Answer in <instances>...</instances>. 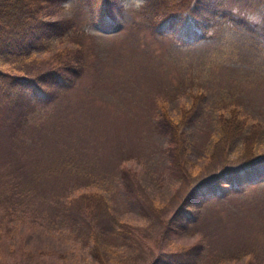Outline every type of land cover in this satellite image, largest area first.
Returning a JSON list of instances; mask_svg holds the SVG:
<instances>
[{"label": "rangeland", "instance_id": "1", "mask_svg": "<svg viewBox=\"0 0 264 264\" xmlns=\"http://www.w3.org/2000/svg\"><path fill=\"white\" fill-rule=\"evenodd\" d=\"M148 1L117 0L118 27L107 31L86 0L53 3L45 19H69L70 31L27 61L0 59L29 78L67 57L85 71L46 105L20 101L23 116L0 97V264H264V179L200 201L187 227L167 229L192 185L241 161L242 137L217 145L222 125L253 129L264 155L262 0L204 2L191 41L155 31ZM171 1L179 12L192 3ZM164 113L173 121L160 132ZM71 155L80 167L69 173L40 164Z\"/></svg>", "mask_w": 264, "mask_h": 264}, {"label": "trees", "instance_id": "2", "mask_svg": "<svg viewBox=\"0 0 264 264\" xmlns=\"http://www.w3.org/2000/svg\"><path fill=\"white\" fill-rule=\"evenodd\" d=\"M64 1L0 0V59L4 56L11 60L27 61L33 55L35 49L43 47L55 35H62L68 30L70 31L69 19L50 22L45 19L42 13L45 8L53 5V3ZM191 1L192 3L187 11L179 12L171 0H162L160 3L159 0H149L147 2L149 6L156 5L154 7L155 12L151 13L152 19L150 22L153 24V29L158 33L171 29H182L186 34V40L200 39L202 25H204L202 20L206 19L202 17L199 8L201 4L208 2V0ZM86 2L87 7H89L90 21L93 24L98 25L105 31L114 30L118 27L121 6L117 3V0H86ZM261 2L260 5L264 6V0ZM187 12L188 14L185 15L184 13ZM154 17L156 18L154 19ZM67 59L69 60L67 63L51 66L46 71L31 78L29 76L24 77L22 74H10L0 70V97L3 101L17 102L21 106H24L22 104H24L26 98L27 101L40 102V104L45 105L47 102H52L60 91L66 93L69 89H72L77 84L79 77L85 72L79 58L70 59L67 57ZM25 108V106L22 108V116L26 113ZM171 121L173 120L164 113L157 122L156 127L160 132H165L167 122L171 123ZM244 124H246V121ZM242 129L241 126H232V124L222 125L217 145L221 143V145H224V142L228 144L229 141L242 137L241 161L236 165L230 164L228 167L212 174L207 180H199V183L192 185L187 196L182 199V205L176 209L174 215L170 218L167 229L171 228L178 233L187 227L186 221L198 215L194 212L203 205L200 201L206 202L211 198H220L232 192L238 193L244 185L257 184L264 179V155L262 157L256 156L258 147L253 141L256 139L257 133L252 129L249 133L243 134ZM169 140V150H171V146H173V149L179 144L174 133H170ZM69 157L72 158L62 162L57 167L50 165L48 166L49 169H46V163L40 164L45 167V173H48L49 176L53 175V171L61 174L64 171L69 173L70 170L80 167L79 161L75 160L73 155ZM32 164L34 163L30 162L31 166ZM40 164L34 165V168L39 167ZM43 171L44 169L39 168L36 172L35 168L34 173L41 179ZM190 207L194 208L193 212L186 210ZM171 223L178 225L174 227L170 225ZM196 248L199 251L202 244H199ZM153 264H156V262H153Z\"/></svg>", "mask_w": 264, "mask_h": 264}]
</instances>
